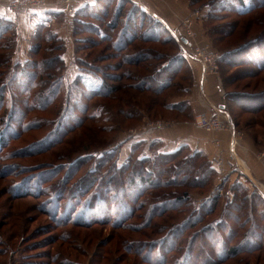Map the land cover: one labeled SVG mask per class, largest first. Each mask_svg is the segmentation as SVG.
Listing matches in <instances>:
<instances>
[{
	"label": "rangeland",
	"instance_id": "1",
	"mask_svg": "<svg viewBox=\"0 0 264 264\" xmlns=\"http://www.w3.org/2000/svg\"><path fill=\"white\" fill-rule=\"evenodd\" d=\"M1 1L9 4L8 0ZM46 1L53 6L61 0ZM119 1L107 0V3H103L101 10L96 11L97 18H92L94 15L92 14L82 19L74 16L73 21H69L63 13L53 26L60 32V36L57 35L53 40H47V33L53 32L47 28L39 39L34 33L27 42L21 41L18 45V40L16 41V50L18 47L19 51H22V48L25 51V56H22L15 50V62L22 60L21 68L17 69L28 68L23 71L28 75L23 82L26 84L34 78L38 84L33 94L39 92V87H47V84L52 83L62 74L61 78L66 87L57 94L51 106L42 110H30L22 104L28 100L22 97L20 92L17 94H20L21 98L17 94L11 96L13 89H20L16 80L13 86L8 83L13 79V75L17 74V69L15 72L14 66L6 62L10 54L7 45H12L13 35L11 33L6 35L0 42V130L4 128V131H7L6 124L12 127L6 133L7 142L0 145V264H148L126 252V238L153 243L165 236V233L183 218L187 220V217H191L190 221L193 222L195 217L192 216L195 212L201 213L200 208L207 205L204 203L206 199H213L219 195L216 212L208 218L205 217L202 224L194 230L186 231L187 237L190 234L194 235L210 222L218 220L222 212L228 208L227 203L232 201L229 200L232 197L231 189L237 184V180L249 185L246 177L241 174L236 176L237 178L227 179L226 177L232 174L228 167H224L222 173H215L205 187L193 185L187 180L184 183H187V187L180 190L189 192L188 201L176 211H169L163 217L155 218V216L151 222H148L146 216L150 212L151 205L155 204L156 199H160L156 196L159 194L157 192L148 191L142 196L143 198L141 197L142 200L135 209L138 210L141 205L144 208H140L134 218L128 215L129 213L124 215L125 209L122 205L117 208L112 205V208L108 209L98 202L94 209L98 198L95 194L79 195L80 192L88 189L90 192L101 184L114 190V187L105 180L104 174L107 175L106 172L111 165L116 166L117 163V166H121L132 155V148L137 142L131 136V130L158 121L169 123L182 121L185 117H181L176 111H169L166 104L181 102L188 98L191 100L194 96L204 97L202 92L204 87L199 85V79L202 78L201 64L196 61L198 66L192 61L190 67L183 66V73L181 72L177 78L172 74L175 68L163 69L162 66L178 53V47L183 48V42L168 41L170 35L163 27H160V30L155 27L147 15L139 13L138 7L150 15L152 10L149 11L145 5H151L153 10L159 13L161 10L164 11L166 15H161L176 20L177 25L174 27L189 40V48L190 46L201 50L208 48L219 56L218 70L207 74L206 83L210 78L216 77V80L222 83L225 93L257 92L264 89V70L254 72V66L240 68L235 65L228 66L226 60L222 59L227 51L237 50L254 40H263L264 7L255 10L249 16L241 17L228 13L230 10L238 11L234 0H131L138 7H134L130 0H121L123 6L118 13ZM175 5H178V8ZM223 7L227 12L222 11ZM130 15H133L131 16L133 22L130 24L132 30L130 35L133 39L127 43L129 46L126 44L125 50H118L115 42H118L121 31L127 29L129 24L127 19ZM188 21L191 26L188 25ZM95 26L108 38L101 39ZM224 26L227 27L228 32L231 31L228 36L221 34ZM175 28H169L173 36ZM153 34L161 38L143 39V36L150 37L154 36ZM189 34L193 36L190 37ZM35 46H39L36 52L31 51V47L35 48ZM61 53L71 57L75 66L72 67L64 62L65 66L62 68L58 58ZM134 54H142L140 62H138L139 56H134L131 58L132 62L128 63L127 56ZM143 54L148 57H143ZM235 55L227 56L226 59L235 62ZM44 65L49 66L48 70L43 68ZM159 68L162 70L158 73ZM258 73L262 74L254 77ZM80 76L86 80L85 83L95 80L96 86L100 85L104 78L108 85L115 87L117 91L112 96L87 99L83 96V87L74 86L75 79ZM153 76L163 80L173 78V86L161 96L155 90H146V86L144 91L132 86L139 84L142 79L151 80L147 78ZM239 76L248 78L231 84ZM17 77L19 79L21 75L18 74ZM4 92L6 96L2 99ZM221 97L222 102L229 105V114L232 115L233 120L239 123L237 130L247 135V133L255 134V129L261 141V147H258L257 151H264V113L246 114L232 100H226L225 96ZM77 105L79 107L86 105L89 111L82 113L77 109ZM96 110H101L100 117H92ZM211 111L212 106H207L201 114H208ZM128 113H133L134 116L131 117ZM63 114L66 117L71 116L68 123L72 125V129L60 137L51 138L49 134ZM77 119L81 121L73 125ZM132 140L134 141L129 149L128 144ZM154 146L156 150L158 145L154 144ZM149 147L147 144L144 145L146 151H154ZM239 151L240 148L238 150L240 158ZM143 152L135 155L143 156L145 154ZM192 153L186 148L180 157L164 164L183 162L181 160ZM109 154H112L111 161L100 165L102 160H105L101 157L104 155L109 157ZM220 155L229 159L228 149L227 151L219 149L214 159ZM255 159L264 172L257 157ZM133 161H136V157ZM173 166L171 171L177 174ZM126 176L128 174L124 178ZM182 178L179 177L180 181ZM169 179L170 177H165L164 181ZM113 181L116 186L122 182L117 170ZM86 182H92L93 187L90 188V185L89 188L85 187ZM256 186L263 190L264 180L257 182ZM251 187L249 185V192L246 194L252 200L256 192ZM166 190L171 192V195L165 196L167 198L179 194V189L175 187H166ZM258 197L253 200L257 204V210L261 212L264 210V204ZM91 201L93 203L89 207ZM112 209L115 211L113 212ZM196 217L199 220L198 215ZM122 220L130 221L129 228L120 224ZM143 223L145 226H142ZM187 241L188 239H185L182 246L186 247ZM204 241H208L206 235L200 237L196 250L202 249ZM239 242L240 239H236L233 245L236 246ZM219 250L218 248L217 251ZM181 251L179 254L169 253L168 264L175 263L184 252ZM153 263L155 260L152 259L149 264ZM226 264H264V252L253 255L241 253Z\"/></svg>",
	"mask_w": 264,
	"mask_h": 264
},
{
	"label": "trees",
	"instance_id": "2",
	"mask_svg": "<svg viewBox=\"0 0 264 264\" xmlns=\"http://www.w3.org/2000/svg\"><path fill=\"white\" fill-rule=\"evenodd\" d=\"M107 0H92L89 2L86 0L84 5L77 11L76 17L83 18L92 16V18H97L96 11L101 10L103 7V3H105ZM110 0H108L109 2ZM129 1V0H127ZM237 3V9L238 11L230 10L228 13H234L236 15H239L241 17L243 16H249L252 14L255 10H259L260 8L264 7V0H234ZM130 2L134 5V7H138V5L134 2ZM107 3V2H106ZM121 0L119 1V7H117V12L120 13L122 9ZM137 5V6H136ZM195 5V4H194ZM193 5V6H194ZM138 11L141 15H147L154 24L155 27H157L159 30L163 27V29L170 35V38L168 41L176 42V39L172 35L170 29L160 20H158L155 16L150 15L143 9L138 7ZM223 9V12H227V9L225 7L221 8ZM63 14V11H61ZM96 16V17H95ZM130 15L127 19V29L121 31V35L119 37L118 42H115V47L118 50H125L126 44L130 42L133 37L130 35L131 29L130 24H132L133 20L131 19ZM132 20V21H131ZM96 27V26H95ZM161 27V28H160ZM224 26L223 36H228L229 31L227 30V27ZM47 26L45 24H40L35 31V37L37 39L41 38V35L44 31H46ZM97 34L101 39L108 38L106 34L102 33L100 29L97 27L95 28ZM12 34L13 38L11 39L12 45H7V49L10 51L9 56L7 57V63L12 64L14 66L13 68H21V61L14 60V53L16 50V41H17V30L15 28V25L10 22L9 20H6L4 18L0 17V42L6 37L8 34ZM154 36L150 37H144V40L149 39H160L161 37L153 34ZM57 37V34L54 32L49 31L47 33V40H53V38ZM130 38V39H129ZM134 41V40H133ZM120 42V43H119ZM119 43V44H118ZM128 45V44H127ZM129 46V45H128ZM39 48V46H35V48L31 47V51H35ZM248 53V54H247ZM235 55L236 60L235 62H232V60H227L226 57L230 55ZM245 55V56H243ZM62 56V57H61ZM64 53H61L59 55L60 65L65 66L66 60L63 58ZM134 56L138 57V62H140V58H142V54H134L133 56H127L128 63L132 62L131 58ZM148 55H144L143 57ZM240 56V57H239ZM129 57V58H128ZM226 60V64L228 66L235 65L237 68L240 67H248V66H254L255 71L254 72H260L264 70V38L263 40H254L252 42H249L248 44H245L243 46H240L237 50L234 51H227L223 54L222 59ZM19 62V63H17ZM191 60L186 56L184 49L179 46L178 47V53L175 56H172L167 63L162 66L163 69L168 68L170 70L171 68H175L174 71H172L174 78H177L178 75H181V72L183 70V66L188 65L190 67ZM8 64V65H9ZM31 64H28V66ZM176 65V67L174 66ZM24 66V65H23ZM60 66V67H61ZM59 67V68H60ZM43 68L48 70L49 66L44 65ZM35 69V67L33 68ZM24 70H28V68H24ZM23 69L18 70L17 74L13 75V79L10 80V83L12 86L14 85L13 82L15 80L17 81V86L20 89H13V95H16L20 92L22 97H25L28 101H24V105H26L30 110L34 109H40L51 106L53 102L55 101V98L57 97V94H59L63 88L66 86L64 85V80L60 76H57V78L50 84H47V87L41 86L39 87V92L36 94L34 93V89L38 87V84L36 83L35 79L32 78L28 83H24V78L27 77V73H23ZM162 69H158V73ZM14 72V73H15ZM13 73V74H14ZM183 73V72H182ZM21 75V78L18 79L17 75ZM262 73L256 74L254 77H258ZM51 74H49V77ZM54 76V74H52ZM248 77L239 76L236 80H234L231 84L240 82L241 80H246ZM151 80L142 79L139 84H136L133 87L137 89H142L141 91H144V86H146V90H155L156 93L161 96L162 93L170 89L172 85L173 78L169 79H159L155 76L151 78H147ZM85 79H82V76L77 77L74 81V86L83 87V96L87 99L89 98H97V97H108V95H111L117 91L115 87H110L106 80L103 78L101 80L100 85L98 84L96 86L95 80L92 82H86ZM99 82V80H98ZM149 84H146V83ZM24 84V85H23ZM222 94L225 96L226 100H232L236 105H238L242 110L245 111L246 114L250 115H261L264 113V89L257 92H245V91H235V92H224L222 83L220 86ZM7 90V89H6ZM6 92V91H5ZM4 92L2 99H5L6 93ZM82 93V91H81ZM20 94L18 97L21 98ZM52 97V98H51ZM51 99V101H50ZM1 101V100H0ZM4 101V100H3ZM11 103L13 104V98H11ZM225 105V113H227L231 118L234 126L236 128L239 127V123H236L233 120V117L231 114H229V105ZM86 106V105H85ZM79 107L77 105V109L84 113L85 111L88 112L89 108L86 106ZM166 108L169 111H176L180 113L181 117L187 118V116L190 115V105L189 102L186 100H183L181 102H173V103H167ZM96 112V114H95ZM94 112V115L92 117H100L99 114L102 113L101 110H96ZM131 117L134 116L133 113H128ZM101 115V114H100ZM264 118V117H263ZM71 116L66 117L65 114L60 115V118L55 123V126L53 130L51 131V134L49 136L51 138H57L60 137L62 134L64 135L68 130L72 129V125L68 122L70 121ZM82 119V118H81ZM81 119H77L75 121V124H79ZM131 119V118H129ZM11 130L12 127L9 124H6L5 129ZM255 128V127H254ZM7 130V131H8ZM7 131H4V128L0 130V145L3 143H6V133ZM255 131V137L256 141L259 145H261V141L259 140V137L257 136L258 133ZM144 142L136 143L135 146H133L131 151V156L128 157V160L125 164L121 166L111 165L110 169L106 172V176L104 174L105 180L111 184L114 187V190L106 188V185L97 186V188L92 189L90 192L88 189L87 191L80 192V196H83L84 193L89 194H95L98 198L95 201V205L99 202L105 207L112 208V205H115V208L119 206H123L125 209V214L131 215L132 218L135 217L137 214V211H139L141 207L137 208V204L139 201L142 200V196L148 192H157L159 193L156 196H159L160 199H156L155 204L151 205L150 212L147 214L146 218L148 222L155 217H163L166 215V213H169V211H176V209H179L182 207V205L188 201L189 199V192L183 191L181 192V188L187 187V183L184 184L187 180L197 186L205 187L209 179L215 175V173H218L219 171L216 169L215 165L213 164V161H210L206 158V156L203 153L200 152H194L191 155H189L186 159H183L179 163H172L170 165L164 164V162L168 163L172 162V160L177 159L180 157L186 148H181L178 151L174 153H159L156 152L154 156H147L146 154H143V156H136L135 154L141 153V151L144 150ZM144 153V152H143ZM112 154H109V157H106L105 155L101 158H104L105 162L102 160L100 165L107 164L111 161ZM136 157V161H133V158ZM187 159H189L187 161ZM113 160V159H112ZM99 161V160H98ZM198 161V163H197ZM201 161V162H200ZM194 162V164H193ZM98 165V162H97ZM110 165V164H108ZM166 165V166H165ZM173 166L174 170L177 171V174H173L171 171V166ZM100 167V166H99ZM119 175L120 179H122V182H120V185L117 184L114 179V173ZM237 172V171H236ZM112 173V175H111ZM128 174L124 178V176ZM179 174V175H178ZM180 174L182 176H180ZM110 178H107V176H110ZM165 177H170L169 180L164 181ZM179 177H183L180 181ZM126 180V181H125ZM125 181V182H124ZM250 185V181L247 179L246 181ZM87 183V182H86ZM181 184L180 186H177ZM87 188L90 185V188L93 187L92 182H89L86 184ZM249 185H245L237 180V184L232 187L231 193L232 197L229 198V200L232 199V201H229L227 203V207L223 212L222 215L218 220H214L213 222H210L205 226L204 228L198 230L201 232H196L194 235L190 234L188 237L186 236V231L194 230L197 226L202 224L203 219L206 217H210L213 215L216 211L218 202H219V195L212 198H207L206 202H204L207 205H203L200 208L201 213L195 212V214L192 217L194 218V221L191 222L190 218L187 217L177 224L173 225L170 230H168L167 233H165V236L158 238L153 243H148L147 241H132L130 238H126L127 245H126V252L130 253V255L137 256L142 262H146L149 264V262L155 260V263L153 264H168L167 255L169 253L175 254L176 252L179 254L182 252L181 250H184L183 254L178 257L173 264H226L230 261H233L237 258L239 254H251L254 253H262L264 252V226H262V223L264 222V210H257L256 207L257 204L254 198L259 196L258 198L261 199V201L264 204V195L263 193L256 187L251 185L254 192V198L251 200L246 194V192H249ZM166 187H175L176 189H179L178 196L173 197H165L167 195H171V192L166 190ZM256 188V189H255ZM247 189L248 191H246ZM89 192V193H88ZM175 193V192H174ZM176 194V193H175ZM65 195V194H64ZM85 195V196H86ZM253 195V194H252ZM256 195V196H255ZM142 197V198H141ZM253 197V196H252ZM141 198V199H140ZM94 201V200H93ZM89 204V207L91 204ZM211 201V202H210ZM210 202V206H209ZM81 204H83L81 202ZM248 205V206H247ZM245 207L247 208L245 210ZM249 207V209H248ZM256 207V208H255ZM114 209V208H113ZM112 209V210H113ZM202 209V210H201ZM97 210V209H96ZM115 210H113L114 212ZM204 214V215H201ZM196 215H198V219ZM126 218V217H125ZM129 220V219H128ZM124 221L120 224H124V227L129 228V222L130 221ZM142 226H145V223H143ZM207 237L208 241L203 242L202 249H197V242L200 240V237L204 236ZM185 239H188V244L185 247V245L182 246V243L185 241ZM236 239H240V242L234 246L233 242ZM233 245V246H232ZM220 246H222L220 248ZM218 248L219 252L217 251ZM206 254L204 255V253ZM158 256H155V255Z\"/></svg>",
	"mask_w": 264,
	"mask_h": 264
},
{
	"label": "crops",
	"instance_id": "3",
	"mask_svg": "<svg viewBox=\"0 0 264 264\" xmlns=\"http://www.w3.org/2000/svg\"><path fill=\"white\" fill-rule=\"evenodd\" d=\"M49 1L55 2L56 0H49ZM88 1L91 2L92 0H88ZM85 2L86 0L83 1L79 9L84 5ZM56 4H53V6H55ZM143 5L145 4L143 3ZM145 6L148 8L149 11L150 10L153 11V12L150 11L151 15H154L159 19H161L164 23H166V25L169 28H175L174 26L177 25L176 24L177 22L176 20H174V18L171 19L169 17L168 19L165 16L161 15V14L166 15L164 11L161 10V13H159L153 10L151 5H145ZM177 6L178 5H175L176 8H178ZM61 11H62L61 7H52L46 10L30 9L18 14H13L8 12L5 8H0V17L9 20L15 25V28L17 30V40H18L17 43L19 45L21 41L27 42V40L30 39L31 36H34L36 28L40 24H45L47 28L51 29L54 33L60 36V32L57 29H55L53 26L56 20H58V17L62 15ZM178 15L181 16L180 14ZM16 53L23 56L25 54V51L23 50V48L22 51H19V48L17 47ZM63 58L66 60V64L70 66L72 65V67L75 66L74 65L75 62L72 61L71 60L72 58L69 57L67 54H64ZM193 64H197L199 66V64L195 61H193ZM200 79H199V85H200ZM220 86H221V82L219 80H216V77L210 78L208 82L207 83L205 82V84L202 86V88L204 87L203 98H200L199 96L198 98H196L194 96L191 98V100L189 98L186 99V101L189 102L191 109L190 115L187 116V118H185L182 121L171 122L170 126L165 127L163 129L152 130L146 134H143L142 136L134 137L136 139V142L137 143L144 142L145 145L147 144L150 146L149 149L152 147L153 149L151 150L165 154L174 153L179 149L185 147L191 150L193 153L194 152L203 153L208 160L213 161V159L217 157V152L219 149L221 151H227V149L229 148L230 134L229 132L226 131L219 133L205 132L195 124V119L198 115L204 113V108L206 110L207 106H217L220 109H222V106H225L224 103L222 102L221 96L224 95L221 92ZM223 111H225V108L223 109ZM133 141L134 140L129 142L128 144L129 149L131 148ZM216 142L219 143L218 149L215 147ZM154 144L158 145V148L156 150L154 149L155 147ZM258 147L261 146L256 141L255 134L247 133V135H244L242 141L240 142L239 154L241 155L240 159L244 161L247 169L243 170V172L235 170L233 164H231L229 159H226L227 156H225L224 167L226 168L228 167L227 169L229 171L231 169V173H232L229 174V177L227 176L226 178L233 179L234 177L241 174L242 176H245L246 179H249L250 185L253 186H256V183L260 182V180L261 181L264 180V172L258 166L257 161L255 159L258 153L257 151ZM143 151L147 156H152L155 153L154 151H149V150L146 151L145 149ZM259 190L264 195V189L263 190L259 189Z\"/></svg>",
	"mask_w": 264,
	"mask_h": 264
},
{
	"label": "built area",
	"instance_id": "4",
	"mask_svg": "<svg viewBox=\"0 0 264 264\" xmlns=\"http://www.w3.org/2000/svg\"><path fill=\"white\" fill-rule=\"evenodd\" d=\"M9 4L6 2H2L0 0V8H5L8 12L13 14H18L26 10L30 9H49L52 7H61L64 13V16L69 21H73L74 16L76 15L79 7L82 5L84 0H61L55 6L50 5L46 0H8ZM147 9V8H146ZM189 22V21H188ZM191 26L192 24L189 22L188 24ZM174 36L178 42L182 43L186 56L191 61H197L201 64L202 68V78L200 84L203 86L206 82V76L209 73L216 72L218 70L217 62L219 56L209 51L208 48L201 50L200 48H195L194 46H190L189 41L183 35V33L175 28ZM192 37V34H189ZM187 40L184 42L183 40ZM188 44V45H187ZM191 45V44H190ZM187 46V47H186ZM203 92V89H202ZM230 116L225 113L222 109L217 106H212V111L208 114H200L195 119V124L201 128L202 130L208 133L214 132H229L230 134V142L228 148L229 161L233 164L235 170L243 172L244 166L246 164L239 158L238 150L240 148V142L244 137V134L237 130L234 126L233 122L229 120ZM171 123L165 121L153 122L147 126L142 128L131 130L130 134L133 137H139L143 134L148 133L152 130L163 129L165 127L170 126ZM216 147H219V143H215ZM258 161L261 166L264 168V151H260L256 155ZM213 164L218 169L219 173H222V169L225 166L224 157L221 155L218 156L217 159H214Z\"/></svg>",
	"mask_w": 264,
	"mask_h": 264
},
{
	"label": "water",
	"instance_id": "5",
	"mask_svg": "<svg viewBox=\"0 0 264 264\" xmlns=\"http://www.w3.org/2000/svg\"><path fill=\"white\" fill-rule=\"evenodd\" d=\"M184 42H187V40H183ZM225 108V106H222V110ZM229 120H230V122H232V119H231V117L229 118Z\"/></svg>",
	"mask_w": 264,
	"mask_h": 264
},
{
	"label": "bare ground",
	"instance_id": "6",
	"mask_svg": "<svg viewBox=\"0 0 264 264\" xmlns=\"http://www.w3.org/2000/svg\"><path fill=\"white\" fill-rule=\"evenodd\" d=\"M189 41V40H188ZM247 169V167L246 166H244V170H246Z\"/></svg>",
	"mask_w": 264,
	"mask_h": 264
}]
</instances>
